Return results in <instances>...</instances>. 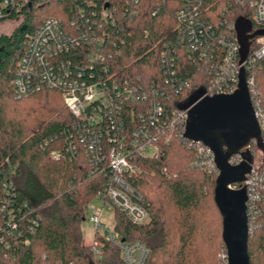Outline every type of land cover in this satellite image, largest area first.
<instances>
[{
    "label": "trees",
    "instance_id": "1",
    "mask_svg": "<svg viewBox=\"0 0 264 264\" xmlns=\"http://www.w3.org/2000/svg\"><path fill=\"white\" fill-rule=\"evenodd\" d=\"M91 1L94 5L88 8L72 0H17L4 7L0 0V23L22 19L13 34L0 37V264H94L81 226L106 177L83 156L71 160L65 154V133L73 116L59 91L16 100L12 90L17 62L44 19L65 21L77 4L98 11L105 2L117 0ZM165 1L154 17L151 9L160 0H140L139 16L114 30L118 79L140 75L147 82L165 83L170 78L159 57L165 43L175 38L174 14L182 0ZM191 56L178 46L175 77L192 85L175 97L172 109L180 108L200 85L198 63ZM56 152L62 153L58 161L53 158ZM195 156L193 147L175 138L160 142L154 156L135 160L137 172L128 183L143 197L149 221L135 225L114 211V232L122 241L148 247L144 264H221L222 252L227 260L222 217L214 201L217 175L193 167ZM249 221L250 262L264 264V202L256 222ZM102 251L100 264H123L119 249L110 242Z\"/></svg>",
    "mask_w": 264,
    "mask_h": 264
},
{
    "label": "built area",
    "instance_id": "2",
    "mask_svg": "<svg viewBox=\"0 0 264 264\" xmlns=\"http://www.w3.org/2000/svg\"><path fill=\"white\" fill-rule=\"evenodd\" d=\"M72 1H81L88 8L94 5L91 0ZM16 2L3 0L2 6H14ZM165 3L160 0L151 15L157 16ZM139 5L140 0L107 1L100 10L87 11L77 4L65 21L47 17L28 38L12 82L16 100L46 90L61 93L73 116L65 133V154L71 160L83 156L106 177L96 197L100 207L88 216L93 228L90 251L94 264L102 261L106 242L119 249L123 264H144L148 257L149 249L144 243L122 241L114 226L104 223L105 210L121 211L135 225L149 221L141 206L143 197L128 183L137 172L135 160L154 156L160 142L168 144L182 138L195 149L193 167L219 174L212 150L184 137L190 108L172 109L175 97L192 85L175 77L178 46L190 52L198 63L202 98L233 94L244 70L262 146L251 141V170L245 181L229 187L246 188L247 215L252 224L260 216L264 202V36L251 40L249 55L241 62L236 32L240 17L252 25L251 34L264 32V0H182L174 14L175 38L165 43L159 57L162 69L170 75L165 83L147 82L140 75L118 79L114 73L113 63L120 54L114 30L123 28V21L137 18ZM167 107L171 109L168 113ZM61 156L56 152L53 158L58 161ZM243 162L240 154L229 160L231 166Z\"/></svg>",
    "mask_w": 264,
    "mask_h": 264
},
{
    "label": "water",
    "instance_id": "3",
    "mask_svg": "<svg viewBox=\"0 0 264 264\" xmlns=\"http://www.w3.org/2000/svg\"><path fill=\"white\" fill-rule=\"evenodd\" d=\"M38 0H30L35 2ZM108 7V5H106ZM26 30L23 26L21 32ZM252 25L244 17L236 22L241 62L250 52L252 39L264 32L251 34ZM204 91L197 90L180 109H189L184 137L201 142L212 150L219 174L215 182L214 201L222 217V238L227 252V264H251L248 253L249 220L245 187L230 189V185L245 181L251 170L253 155L248 150L252 140L261 143V132L255 118L246 84L241 72L237 90L230 95L202 98ZM240 154L244 162L231 166L232 156Z\"/></svg>",
    "mask_w": 264,
    "mask_h": 264
},
{
    "label": "rangeland",
    "instance_id": "4",
    "mask_svg": "<svg viewBox=\"0 0 264 264\" xmlns=\"http://www.w3.org/2000/svg\"><path fill=\"white\" fill-rule=\"evenodd\" d=\"M22 19L17 21H5L0 23V37L3 35L9 36L13 34L20 26ZM26 48V47H25ZM144 78V77H143ZM100 203L95 198L88 206L87 209V219L82 223V232L84 236V243L90 246L93 243V228L92 224L88 220V216L93 214L97 209H99ZM104 223L107 226H114V212L111 210H105ZM226 254L223 252L219 255L221 264H227ZM94 261V260H93Z\"/></svg>",
    "mask_w": 264,
    "mask_h": 264
},
{
    "label": "bare ground",
    "instance_id": "5",
    "mask_svg": "<svg viewBox=\"0 0 264 264\" xmlns=\"http://www.w3.org/2000/svg\"><path fill=\"white\" fill-rule=\"evenodd\" d=\"M14 213V212H13Z\"/></svg>",
    "mask_w": 264,
    "mask_h": 264
}]
</instances>
